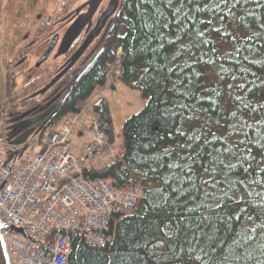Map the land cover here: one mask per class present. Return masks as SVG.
<instances>
[{
    "label": "trees",
    "instance_id": "1",
    "mask_svg": "<svg viewBox=\"0 0 264 264\" xmlns=\"http://www.w3.org/2000/svg\"><path fill=\"white\" fill-rule=\"evenodd\" d=\"M112 19L37 133L82 110L121 48L120 81L145 103L123 122L120 156L88 174L143 191L111 218L110 243L70 233L68 264H264V0H119ZM93 113L113 135L106 98Z\"/></svg>",
    "mask_w": 264,
    "mask_h": 264
},
{
    "label": "built area",
    "instance_id": "2",
    "mask_svg": "<svg viewBox=\"0 0 264 264\" xmlns=\"http://www.w3.org/2000/svg\"><path fill=\"white\" fill-rule=\"evenodd\" d=\"M120 49L119 62L116 58L103 68L107 82L89 99V106L120 76ZM77 118L72 116L59 129L48 131L40 140V151L34 152L38 139H30L22 145L27 149L24 155L15 152L12 159L4 157L16 146L6 135L0 112V218L14 229L0 232L10 264H68L70 233L91 246L110 243L111 218L131 211L142 194L139 184L115 187L88 174L112 162L117 148L95 118L82 153H72L67 140Z\"/></svg>",
    "mask_w": 264,
    "mask_h": 264
},
{
    "label": "flooded vegetation",
    "instance_id": "3",
    "mask_svg": "<svg viewBox=\"0 0 264 264\" xmlns=\"http://www.w3.org/2000/svg\"><path fill=\"white\" fill-rule=\"evenodd\" d=\"M109 2L110 0H75V3L73 0H0V81H4L9 101L5 127L10 136L40 131L50 115L35 124L31 123L33 117L62 98L66 99L91 66L82 72L98 54L94 63L97 61L112 33V18L118 7L106 19L99 34L69 66L73 54L85 41ZM79 17L85 23L79 34L66 43L69 28ZM54 39L51 54L38 65V60ZM54 52L56 59L52 57Z\"/></svg>",
    "mask_w": 264,
    "mask_h": 264
},
{
    "label": "water",
    "instance_id": "4",
    "mask_svg": "<svg viewBox=\"0 0 264 264\" xmlns=\"http://www.w3.org/2000/svg\"><path fill=\"white\" fill-rule=\"evenodd\" d=\"M117 7H118V0H110V2L108 3L107 7L105 8V10L102 12L100 17L98 18L97 23L94 26V28L88 34L87 38L82 43V45L73 54L72 61L70 62L69 66L72 63H74V61L80 56V54L84 51V49L92 41V39L99 34V32H100L101 28L103 27L106 19L115 12ZM84 23L85 22L82 21V18H80V17L74 21V23L71 25V27L69 28L68 33L66 35V43L71 42L79 34V32L81 31ZM54 44H55V39L51 43L49 48L43 53V55L38 60V65H40L43 61H45L48 58V56L51 54V52H52V50L54 48ZM97 56H98V54L91 60V62L87 65V67L85 68V70L82 73H84L85 71H87L89 69V67L92 65V63H94V61L96 60ZM64 99L65 98H62L61 100L56 102L54 105H52L48 109H46L40 115H38L36 117H33L31 123L35 124V123H38L40 121L45 120L49 115H51V113L58 107V105L60 103L64 102ZM28 135H29V132H24L22 134L16 135L15 137H14V135L11 136V137H14L13 138V143L15 145H21L27 139ZM110 138L112 139V136H110ZM3 228H9V229L14 231L13 228H11L9 225H7L0 218V231ZM0 264H10L8 253H7L6 244H5V241H4V239H3L2 235H1V232H0Z\"/></svg>",
    "mask_w": 264,
    "mask_h": 264
},
{
    "label": "rangeland",
    "instance_id": "5",
    "mask_svg": "<svg viewBox=\"0 0 264 264\" xmlns=\"http://www.w3.org/2000/svg\"><path fill=\"white\" fill-rule=\"evenodd\" d=\"M73 1L75 3V0H73ZM56 7L57 6L55 5V8ZM120 51L122 52L121 49H120ZM52 57H54L55 59L57 58L55 56V52L53 53ZM119 60L120 59L117 57L116 62H119ZM0 75H2V72H0ZM106 94L110 95L109 92H106L103 95H106ZM8 106H9V101H8V98L5 94L4 81L2 79L0 81V112H2L4 116H5V113L7 111ZM112 116H113L114 125H115V120H117V119H116L115 115H112ZM92 119H93V116L91 114L90 107L87 106L80 112L79 117L77 118L76 124L74 125L75 130H77L78 132L74 130L72 132V134L69 135L68 140H67L71 146L72 153H74L76 155H80L82 153V149L84 148V146H86V144L89 142L90 137L92 135V130H91ZM64 123H66V122H63L58 126H55L54 129H56V127H60ZM80 127H84L83 131L79 130ZM115 127L116 126H114V128ZM118 131H119V129L115 128L114 133L116 134ZM38 137H39V134L37 132H34V133L30 134L29 139L33 140V139H36ZM116 144H118V139H116ZM38 145H39V142L36 143V147H38ZM34 152H36V149L34 150ZM4 155H5L4 157L7 158L9 155V152L6 151L4 153Z\"/></svg>",
    "mask_w": 264,
    "mask_h": 264
},
{
    "label": "crops",
    "instance_id": "6",
    "mask_svg": "<svg viewBox=\"0 0 264 264\" xmlns=\"http://www.w3.org/2000/svg\"><path fill=\"white\" fill-rule=\"evenodd\" d=\"M109 93L110 95L106 94L105 96L108 99L113 128L116 126L115 128L119 129V131L116 133L119 135L124 120L130 115L138 112L143 107L145 100L141 97L139 91L128 87L121 81H117L114 85V88L109 91ZM112 115H115L117 119L115 120V125ZM80 128L82 130L84 129V127ZM119 146H122L121 141H119ZM40 148L41 145L35 147L36 151H39Z\"/></svg>",
    "mask_w": 264,
    "mask_h": 264
}]
</instances>
